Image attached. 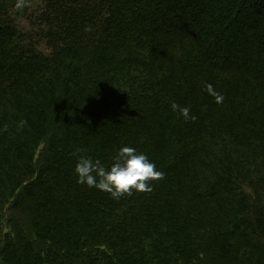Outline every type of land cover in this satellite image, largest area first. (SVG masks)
Instances as JSON below:
<instances>
[{"label": "trees", "instance_id": "trees-1", "mask_svg": "<svg viewBox=\"0 0 264 264\" xmlns=\"http://www.w3.org/2000/svg\"><path fill=\"white\" fill-rule=\"evenodd\" d=\"M14 5L0 0V264H264V0ZM123 145L164 173L151 192L77 183L78 157L107 167Z\"/></svg>", "mask_w": 264, "mask_h": 264}, {"label": "clouds", "instance_id": "clouds-1", "mask_svg": "<svg viewBox=\"0 0 264 264\" xmlns=\"http://www.w3.org/2000/svg\"><path fill=\"white\" fill-rule=\"evenodd\" d=\"M28 0H15V8L22 11L27 6ZM205 90L214 97L217 103L223 102L224 97L218 93L212 84L205 83ZM171 109L183 117L185 121L194 120L189 107H181L175 102L171 103ZM26 121L21 120L17 129H22ZM4 131H7L5 125ZM77 183L89 188H96L109 193L114 199L124 195H132L136 192H151V181L164 178V173L156 168V165L148 156L129 145L121 146L112 157L109 166H105L100 159L90 156H80L75 165Z\"/></svg>", "mask_w": 264, "mask_h": 264}, {"label": "rangeland", "instance_id": "rangeland-1", "mask_svg": "<svg viewBox=\"0 0 264 264\" xmlns=\"http://www.w3.org/2000/svg\"><path fill=\"white\" fill-rule=\"evenodd\" d=\"M20 24L22 28L33 29V30L39 29V23L36 21L34 15L25 19L23 18V20L20 21ZM43 48L47 50V47L43 46Z\"/></svg>", "mask_w": 264, "mask_h": 264}]
</instances>
